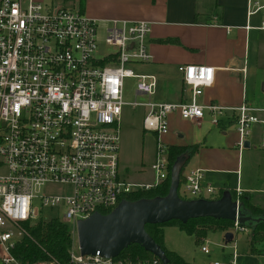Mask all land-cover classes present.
<instances>
[{
	"label": "built area",
	"instance_id": "built-area-1",
	"mask_svg": "<svg viewBox=\"0 0 264 264\" xmlns=\"http://www.w3.org/2000/svg\"><path fill=\"white\" fill-rule=\"evenodd\" d=\"M264 10V0L251 1L246 13ZM259 28H264L260 21ZM95 21L79 9L42 4L37 0H0V262L19 264L10 249L24 230L22 223L57 218L69 225L75 238V221L100 209H111L131 191L147 189L165 177L166 115L176 112L196 121L203 110L209 123L226 115L233 124V146L258 127V147H264V107L241 100L232 106L201 104L196 97L212 80L213 69L201 63H179L176 70L186 96L171 103H126L145 108L142 130L154 135L149 182H129L117 175L118 116L122 78L134 76V92L149 95L152 77L133 74L125 66L144 62L149 55L144 40L149 23L142 19H109L103 28L104 44L113 50L94 56ZM227 111L228 114L224 112ZM249 142L247 141V146ZM201 169L189 168L176 185L188 198H207L216 192L201 181ZM58 184L67 191H40ZM235 195L239 193L234 189ZM180 198H183L179 196ZM237 203L236 198L233 199ZM49 210L50 213H45ZM245 231L235 221L232 231ZM202 241V240H201ZM199 251L208 249L199 243ZM72 264H167L157 257L123 258L79 254L73 242ZM229 259L210 264H233Z\"/></svg>",
	"mask_w": 264,
	"mask_h": 264
},
{
	"label": "crops",
	"instance_id": "crops-1",
	"mask_svg": "<svg viewBox=\"0 0 264 264\" xmlns=\"http://www.w3.org/2000/svg\"><path fill=\"white\" fill-rule=\"evenodd\" d=\"M251 1L260 0H82L76 8L92 18L95 27L97 23H103L105 27L109 19H142L149 23L144 40L149 58L140 64L139 70L133 72L152 77L149 101L171 103L183 99L186 91L183 90L176 65L201 63L211 66L213 73L211 83L201 90L196 101L232 106L241 100L246 101L245 59L249 35L253 31L264 32V28L258 27L260 21L264 24V10L246 13ZM259 49L264 53V45ZM224 113L228 114L227 111ZM204 115H208L206 110H203L200 119L193 121L180 118L176 112L168 113L167 130L159 137L161 142L165 145L197 143L195 152L184 161H189L188 169L200 168L204 183L210 185L220 181L223 186L219 189L238 188L239 192L248 193V189L240 186V151L233 146L234 133L231 144L225 141L224 146L212 148L197 142L198 137L176 132L188 124L199 125ZM220 130L223 134L224 129ZM232 175L231 188L228 181ZM219 232L222 236L223 232ZM261 242L256 244L259 251L251 253L247 250L245 237L244 247L236 250L234 246L233 264H264V245ZM219 248L220 251L216 253L218 259H229L230 247ZM176 253L181 257L179 252Z\"/></svg>",
	"mask_w": 264,
	"mask_h": 264
},
{
	"label": "rangeland",
	"instance_id": "rangeland-1",
	"mask_svg": "<svg viewBox=\"0 0 264 264\" xmlns=\"http://www.w3.org/2000/svg\"><path fill=\"white\" fill-rule=\"evenodd\" d=\"M37 1L42 4L61 5L72 8L77 7V3L71 0ZM103 28V23L96 24V49L94 52V56L96 57L113 50V47L103 42ZM262 45H264V32L253 31L250 33L247 57L245 59L247 66L245 100L256 107H264V90L260 88L264 82V53L263 50L261 52L259 49ZM141 63L143 62L135 61L127 63L125 66L130 68L132 72H135L139 70L138 67ZM134 82V76H125L122 78L121 100L125 104L121 105L118 116L117 175L119 178L129 182H149L152 179V172L149 165L153 159L154 135L148 130L141 129L140 120L145 108L141 105L131 106L126 104L132 101L145 102L149 99V96L135 93ZM225 116L224 114L219 116L217 124L212 125L208 121V115H204L199 125L188 124L182 130L180 129L176 132L180 135L184 133L190 135V137L192 135L194 138L198 137L197 142L204 143L206 146L212 148L224 146L226 144L225 141L231 144L233 133L235 139V131H233V124ZM220 129H224L223 134ZM256 136L257 128L253 125L251 134L246 139L249 140V145L239 150L240 186L249 190L247 195L251 203L264 209V147L257 146L258 137ZM189 164V161L183 163L181 166V174L187 171ZM228 182L232 188L233 175L230 176ZM210 186L219 189L223 186V183L220 181L216 184L210 183ZM67 189V187L58 184H48L40 187V191H50L53 193H58L60 190L67 191ZM177 191L179 196L188 198V194L182 191L180 186ZM44 212L50 213L49 210H44ZM66 226L70 230L69 225ZM161 230L162 246L165 249L179 252L188 264H206L207 261L209 264L212 260H220L216 256V253L220 251L219 247L222 246H229L230 249H234L235 246L236 250L245 246L246 228L245 231H232V238L228 242H223L219 231H207L203 236L201 244L207 247L208 254H203L199 251V244H194L192 236L183 233L177 227L165 224L161 227ZM228 230H231V227ZM261 244L264 245V240ZM75 247L76 242L75 238H73V248ZM214 257L215 259H211Z\"/></svg>",
	"mask_w": 264,
	"mask_h": 264
},
{
	"label": "water",
	"instance_id": "water-1",
	"mask_svg": "<svg viewBox=\"0 0 264 264\" xmlns=\"http://www.w3.org/2000/svg\"><path fill=\"white\" fill-rule=\"evenodd\" d=\"M264 90V82L260 87ZM247 147V140L242 142ZM185 161L179 154L172 160L168 169V184L163 195L142 197L133 200L120 199L106 213L92 212L75 221V242L79 254H98L112 257L130 243H135L166 263L161 248L144 231L145 223H161L170 219L184 222L189 218L208 216L227 219L237 224L256 221L241 215L227 191L217 198L184 199L176 194L178 173ZM230 231L222 234L223 242L231 238Z\"/></svg>",
	"mask_w": 264,
	"mask_h": 264
},
{
	"label": "trees",
	"instance_id": "trees-1",
	"mask_svg": "<svg viewBox=\"0 0 264 264\" xmlns=\"http://www.w3.org/2000/svg\"><path fill=\"white\" fill-rule=\"evenodd\" d=\"M82 0H76L81 4ZM197 143L187 145H166L167 170L165 177L158 183L147 189H137L126 194L123 198L133 200L142 197H152L163 195L168 184V169L175 156L182 154L185 159L195 152ZM181 178V169L178 173V181ZM227 191L230 198H236L238 209L241 215L251 218H258L256 221H245L239 226L246 228V239L248 251L254 253L259 251L256 244L264 238V209L249 201L246 192H239L235 195L231 189H216V192L207 198H217ZM109 208L100 209V213H106ZM170 224L177 227L183 233L192 236L194 244H199L207 231H227L231 227V222L227 219L212 218L208 216L189 218L184 222L170 219L161 223H145L144 231L161 248L167 264H188L176 252L165 249L162 246L161 227ZM24 232L14 241L10 249L11 256L19 264H72L68 258V252L72 245V238L65 223L57 218L38 220L32 224H21ZM230 231V230H228ZM231 232V231H230ZM117 257L123 258H150L152 255L135 243H130L122 248Z\"/></svg>",
	"mask_w": 264,
	"mask_h": 264
}]
</instances>
